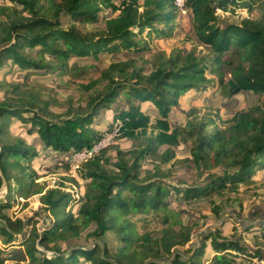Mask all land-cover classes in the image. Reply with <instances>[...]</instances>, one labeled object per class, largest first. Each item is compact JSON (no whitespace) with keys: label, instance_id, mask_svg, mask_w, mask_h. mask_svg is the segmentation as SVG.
I'll list each match as a JSON object with an SVG mask.
<instances>
[{"label":"trees","instance_id":"16d2710c","mask_svg":"<svg viewBox=\"0 0 264 264\" xmlns=\"http://www.w3.org/2000/svg\"><path fill=\"white\" fill-rule=\"evenodd\" d=\"M249 1L184 0L191 14L193 48L187 52L173 48L145 65H137L150 50L145 38L170 36L178 27L180 9L174 0H8L15 6L11 13L0 6V68L10 60L21 70L62 75L75 67L69 64L72 57L111 60L99 70L98 78L76 85L85 102L70 105L60 116L43 112L48 102L36 109L39 100L32 93L26 98L20 95L15 104L0 101V173L7 185L0 202V264H79L80 258L90 264H263L260 249L245 246L241 237L226 238L213 231L193 250L186 247L190 229L167 227L151 237L138 235L128 220L130 215L150 212H165L167 217L172 192L178 204L224 190L236 193L242 183H250L256 172L264 170V100L260 106L235 112L222 128L214 125L211 131L201 122L189 121L184 129L169 122L170 111L179 107L185 94L205 92L214 85L228 97L246 91L264 97V13L242 18L238 24L221 21L216 13L229 5L248 6ZM106 9L116 15H103ZM99 21L102 29L95 27ZM118 55L126 58L114 61ZM145 102L154 105L157 117L143 112ZM108 110L111 123L97 129L99 117ZM11 118L29 125V133L35 131L44 149L61 155L89 148L115 121L119 122L116 139L134 141L136 146L127 153L115 150L113 161L108 155L114 148L110 144L76 167L77 176L87 183L76 200L75 213L69 208L75 198L61 181L54 187L37 182L40 177L31 163L39 151L11 135ZM207 122L214 124L211 119ZM182 137L192 140L189 159L182 161L186 168L193 167L199 177L207 172L200 183L178 180L183 187L162 181L179 162L175 149ZM161 147L165 149L159 152ZM146 156H159V165L169 168L162 171L158 165L153 173L141 174ZM216 167L222 168L221 173L211 172ZM14 192L24 199L38 194L50 216L41 232L35 223L29 227L31 218L24 221L6 212L11 210ZM258 229L264 238L263 227ZM108 231L122 243L116 252L97 242ZM83 232L87 233L81 237ZM82 238L83 244L70 242ZM58 242L66 243L65 249L49 247ZM207 242L211 254L205 260ZM182 246L186 253H174ZM44 250H52L53 255Z\"/></svg>","mask_w":264,"mask_h":264},{"label":"rangeland","instance_id":"374dc122","mask_svg":"<svg viewBox=\"0 0 264 264\" xmlns=\"http://www.w3.org/2000/svg\"><path fill=\"white\" fill-rule=\"evenodd\" d=\"M118 3V0H114ZM0 6L8 7L12 12L15 6H12L8 0H0ZM16 8L15 11H19ZM218 10V11H217ZM216 10L221 21L225 20L231 23L238 24L242 18H255L264 13V0H251L248 6L243 4L229 5L225 12ZM102 14V13H101ZM105 16H115L110 10L103 12ZM2 19H6L2 17ZM178 27L170 36L165 37H148L145 38L146 46L150 49L142 55L144 59L138 61L137 65H145L147 62L153 61L159 54L168 55L171 49H182L187 52L193 48V33L191 30V14L187 9L179 10ZM91 27V26H89ZM96 29H102L103 23L99 21L96 24ZM145 36V34L143 35ZM124 56H116L115 60H123ZM109 56H101L97 61L92 57L78 60L72 57L69 60L70 65H75L66 74L58 75L56 72H46L45 70H21L16 67L10 60H6L0 68V101H7L15 104L19 101L20 95L24 98L32 93L39 100L35 106L39 109L40 104L48 102L47 110L43 112L49 117H57L66 112V109L72 105L77 107L81 102H85L86 96L80 98L77 92V84H86L99 77V70L109 65ZM78 63V64H77ZM16 87V88H13ZM204 97L208 100L204 101ZM26 100V99H25ZM264 97L258 94L239 93L235 96L228 97L225 91H222L217 85L210 87L205 92H188L184 98H181V104L178 108H172L169 114V122L172 127L184 129L189 121L205 123L206 131H211L214 125L219 128L228 122L232 115L240 110L249 107L260 106ZM144 110L147 109L155 113L153 104H143ZM103 116H109L110 111L103 112ZM211 119L214 124L207 125V121ZM100 125H98L99 128ZM30 126L25 125L19 119L11 118L8 124V130L12 136L23 139L26 144L35 145L39 151V157L32 161V167L40 177L37 182L45 184L49 187H54L56 182L63 183V189L72 194L75 198L74 204L70 202V211L76 213V200L82 193L84 185L87 183L76 174V168L72 167L69 162V155L57 154L50 149H44L42 144L38 142L35 131L29 133ZM100 129V128H99ZM192 140L182 137L179 145L175 149V159L179 161L171 170L167 178L162 179L165 183H170L174 186H182L178 180L198 181L203 180L207 172H202L198 176V172L193 168H186V164L182 162L184 159H189V151L191 149ZM113 149L108 153L109 157L115 161V150L127 153L132 147L136 146V142L127 139H114ZM165 147H161L159 152H162ZM159 156L147 157L141 162V174L153 173L154 169L159 165ZM162 171L169 168V164L159 165ZM222 168H213L211 172L221 173ZM63 177L67 178L66 180ZM74 180V182L72 181ZM183 187V186H182ZM15 198L12 201L11 210L6 211L12 218H21L24 221L32 219L29 227L35 223L38 232L42 231L44 225L49 223L50 216L43 209L38 199V194L30 196L28 199L20 198L13 193ZM6 193L0 196L4 201ZM178 197H181L178 195ZM170 214L166 216L165 212H150L148 214L130 215L128 220L134 224V230L138 235L148 234L151 237H158L162 230L170 227L174 231L180 230L181 226L184 229H190L191 240L186 245L188 248L196 250L201 240L209 233L217 231L221 236L226 238L236 239L241 237L242 243L249 248L260 249L264 255V238L261 236L258 227L264 229V170L256 172L251 182L248 184L242 183L236 193L228 190L222 191L221 194L212 193L208 197H203L191 202L175 201V194L171 193V201L169 204ZM218 211L216 214L214 211ZM166 219V220H164ZM234 227V228H233ZM251 228L250 231L244 230ZM87 232H83L81 237ZM92 241V239H91ZM71 243L83 244L84 239L72 240ZM100 245L104 244L109 252H116L122 246L115 233L108 231L99 241ZM1 246V244H0ZM66 243L58 242L56 245L49 244V247H58L65 249ZM39 250L42 247L37 245ZM46 255L52 256V250H44ZM180 251L186 253L185 246L175 248L174 253ZM188 254V252H187ZM211 254V247L206 243L204 251V259L206 260ZM79 264L86 263L80 258ZM264 264V261L262 262ZM5 264H16L14 262H5ZM23 264V263H21Z\"/></svg>","mask_w":264,"mask_h":264},{"label":"built area","instance_id":"2783aa9c","mask_svg":"<svg viewBox=\"0 0 264 264\" xmlns=\"http://www.w3.org/2000/svg\"><path fill=\"white\" fill-rule=\"evenodd\" d=\"M176 6L183 11L184 9V0H174ZM218 11V10H217ZM218 15V14H217ZM119 122L115 121L113 128L110 131L103 133L102 137L89 148L82 150L79 153L69 155V162L72 167H77L81 162L91 158L94 154L98 153L100 150L108 147L113 143L114 139L118 136V126Z\"/></svg>","mask_w":264,"mask_h":264},{"label":"crops","instance_id":"0c3cea01","mask_svg":"<svg viewBox=\"0 0 264 264\" xmlns=\"http://www.w3.org/2000/svg\"><path fill=\"white\" fill-rule=\"evenodd\" d=\"M182 98H184V97H182ZM205 100H208V97H207V98L204 97V101H205ZM146 103L148 104L149 102H145V103H142V104H141V108H142L143 112H145V113L151 115L152 118L157 117L158 112H157V110H156L155 107H154L155 110H156L155 113L151 112L150 109H149V110H147V109L144 110L143 104H146ZM149 104H150V103H149ZM180 104H181V99H180ZM103 114H104V113L101 114V116L99 117V120H98V121H99V124H98V125H100V126H99L100 129H99L98 127H97V129H99V130H104V129L106 128V126L109 125V124L111 123V121H112V115H111V112H110V115H109V116H103Z\"/></svg>","mask_w":264,"mask_h":264},{"label":"water","instance_id":"95a60500","mask_svg":"<svg viewBox=\"0 0 264 264\" xmlns=\"http://www.w3.org/2000/svg\"><path fill=\"white\" fill-rule=\"evenodd\" d=\"M118 56H120V55H118ZM121 56H124V55H121ZM114 61H117V60L114 59ZM108 62L110 63L111 60H108ZM244 93H246V94H251L252 92H251V91H246V92H244ZM0 177H1V179H2V184H1V186H0V196H2L3 194L6 193L7 185H6V181H5V179L3 178V176L1 175V173H0ZM1 201H2V200H1V198H0V202H1Z\"/></svg>","mask_w":264,"mask_h":264}]
</instances>
